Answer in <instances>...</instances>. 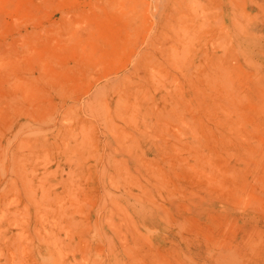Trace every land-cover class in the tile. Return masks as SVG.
I'll list each match as a JSON object with an SVG mask.
<instances>
[{
  "label": "rangeland",
  "instance_id": "obj_1",
  "mask_svg": "<svg viewBox=\"0 0 264 264\" xmlns=\"http://www.w3.org/2000/svg\"><path fill=\"white\" fill-rule=\"evenodd\" d=\"M0 264H264V0H0Z\"/></svg>",
  "mask_w": 264,
  "mask_h": 264
}]
</instances>
